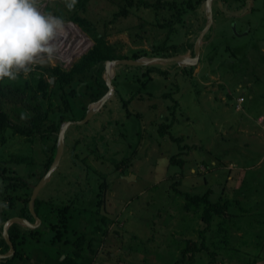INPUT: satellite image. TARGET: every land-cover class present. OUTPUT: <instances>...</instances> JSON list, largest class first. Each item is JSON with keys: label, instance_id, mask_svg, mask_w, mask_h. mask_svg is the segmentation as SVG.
<instances>
[{"label": "rangeland", "instance_id": "rangeland-1", "mask_svg": "<svg viewBox=\"0 0 264 264\" xmlns=\"http://www.w3.org/2000/svg\"><path fill=\"white\" fill-rule=\"evenodd\" d=\"M66 3L41 0L39 6L42 12L67 18L73 7L67 8ZM122 4L121 0H90L80 12L121 55H132L134 50L153 53V45L161 41L180 49H184L183 43L193 47L204 26L200 23L203 5L196 13L187 14L175 33L154 26L153 12L145 7L134 6L127 16L118 15ZM245 18L253 23L247 35L231 33V18H223L221 28L217 23L218 34L202 53L205 60L184 67L175 63L148 65L166 70L168 75L154 72L144 87L140 80H133L132 75L138 71L131 70L127 79L115 82L118 93L98 113L82 125L67 127L59 164L38 195L47 201L39 209L46 221L40 220L34 230L26 232L27 238L39 240L33 246L25 245L29 257H48L54 264L56 252L63 250L65 256L74 257L76 249L82 248L86 264H264V116L258 117L264 115V51L261 57L258 47L262 45L264 50V0H256L254 14ZM65 21L64 32L72 25L78 27ZM237 29L243 27L238 24ZM78 31L85 41L80 53H70L79 40L76 33L60 35L62 41L54 56L37 58L27 71L21 69L15 79L6 80L9 87L2 107L12 123L29 125L33 113L24 106L35 103L28 89H36L33 79L41 75L53 84L51 67L60 65L68 70L94 44L86 31ZM166 33L170 39H165ZM208 55L212 56L210 62ZM248 68L252 73L247 74L254 76L249 92L240 85L245 83L241 70L246 73ZM104 70L105 66L103 77ZM122 70V66H116V72ZM22 96L25 102L18 101ZM55 97L53 108L58 106V111L51 113L42 135L24 137L10 130L0 133L5 138V142L0 141L1 225L16 216L19 206L29 199L57 143L47 133L55 132L49 129V122L63 108ZM122 98L129 100L127 107ZM39 104L45 111L49 100H39ZM128 112L133 115L127 118ZM75 115L80 118L82 110H75ZM63 119L61 116L58 129L68 121ZM164 124L172 126L160 136L158 130ZM174 155L184 160L182 167L170 163ZM6 176L29 186L8 187ZM207 190L213 202L227 199L231 205L216 222L217 227L202 233L205 247L183 254L187 246H193L185 239L200 245L199 230L205 225L197 216L200 209L186 202L180 192L197 195ZM68 205L72 207L60 222L57 209ZM103 216L104 224L100 222ZM50 224L54 227L48 231ZM80 236L84 240L78 247ZM18 260L19 256L14 259Z\"/></svg>", "mask_w": 264, "mask_h": 264}, {"label": "trees", "instance_id": "trees-1", "mask_svg": "<svg viewBox=\"0 0 264 264\" xmlns=\"http://www.w3.org/2000/svg\"><path fill=\"white\" fill-rule=\"evenodd\" d=\"M89 1L90 0H76L73 9L72 11H70L68 17L63 18L68 19L69 21L75 23L80 29L86 31L93 38L94 44L85 53H83L68 70L63 69L60 65L51 67L49 69V72L50 76L54 78L53 84L50 83L47 78H44L41 75L35 80L33 79L36 89L33 90L32 87H29L28 89L29 95L31 94V92H33V97L30 98L35 99V103L32 106H24L26 110H31L33 113L30 118L29 125H27L26 127L21 126V124L16 125V123H12V118L10 117V114L2 107V99L6 98L7 87H9V84L6 83L7 78L0 80V133L5 130H10L12 131L13 135H15L16 133L24 137H29L33 135L35 136L36 134L42 135V132L45 131V126L48 122L49 116L52 112H55L56 114L58 111V106L53 108V99L54 96H56L55 98L61 101V106L63 108L59 109V116H57V118L53 120L52 123L49 122V129H52L53 131L55 130V132H52L50 130L47 133L48 135H51L53 136V138L57 139L56 132L58 131V124L61 116H63V120L81 119L86 111L87 106L90 103L96 102L107 91V87L103 78V67L105 61L114 59H138L143 56L169 57L180 53L179 51L182 48L180 49L177 45L173 43L166 45L161 41V44L153 45L155 46L153 48V53H148L144 50H134L132 51V55L119 54L116 51V47L105 39L106 36L104 34L101 35L96 32V30L92 28L91 24H89L83 17L80 16V12H83L86 9V6ZM121 2H123V4L118 12V15L127 16L130 8H133L134 6L137 8L145 7L147 9L152 10L153 12V19L155 22L153 24L154 26L160 29L169 30L170 32L174 30V32L176 33V27L178 26V24L181 25L183 23V20H185L187 14L191 12L196 13V9L202 6L205 0H156L154 4H147L142 0L136 3H134V0H121ZM196 19V21L199 22V18L197 16ZM200 23L205 24L204 18L200 20ZM180 25L179 27H181ZM142 26L143 23H141V27ZM169 36H167L166 33L165 39L167 40ZM189 46L191 47L190 49L192 53V46ZM120 66H122L124 71L122 70L116 72V76L112 80V84L114 87L115 82L117 80L127 79V73L131 70L138 71L139 74L135 73L134 75H132L133 77H135L133 80H140V86L143 87L147 82L152 79V73L154 72L162 74L164 77H167L168 75V71L160 69L156 66H153L151 68H149V66ZM25 83L26 81L23 82L22 85L25 86ZM17 89H15V91ZM10 91L11 90L9 89V92ZM20 93L23 94V92ZM38 93L39 95L37 96ZM115 93H118L116 89ZM132 97L130 99H132ZM46 98L49 100V106L45 111H42L41 105L39 104V100L41 102L44 101ZM25 99L26 97L22 96L18 101L25 102ZM121 100L123 102V105L127 106L129 100H125L124 98H122ZM79 109L82 110V115L80 118L76 115L74 116V111ZM19 110H22V108L20 107ZM66 114H68V116ZM171 126L172 124H164L160 126L158 130L159 135L161 136L162 134H164L165 129L168 127L170 128ZM0 141L1 143L5 142V138L3 136H0ZM182 148L186 149L188 147L183 146ZM55 151L56 145L54 144L51 148L49 156L47 157L44 163L43 173L41 176H39V179L45 174V172L49 168L55 155ZM177 155L179 156L180 154L178 153ZM178 156L174 155L173 157H171L169 159L170 163L182 167L184 160L177 158ZM117 166L118 165H116V167ZM5 180L8 181V187L12 186V188H14V186H21L27 188L29 186L28 182L25 183V181L16 179L13 176H6ZM226 180L227 178L223 176L222 181L225 182ZM180 194L183 195L184 200H186V202L189 200L190 203L194 204L197 209H200L197 216L201 223L205 225L201 230H199V238L201 239L200 245L197 244V242H192L191 239H185L186 243H190L193 246L191 249H189L187 246L186 250L182 251L183 254L188 252V250H192V252L194 253L196 251H200V249L205 247V244L203 246V241L205 240V238L203 237L202 233L206 230H209L211 227H217L218 224H216V222H220V218L223 217V214L225 213L228 206L231 205V203L227 199L224 202H221L220 200L213 202L209 197V190L205 191L203 194L197 195H191L188 192H180ZM97 196H99V194ZM10 200L13 201V198L11 197ZM28 200L29 199H26L23 204L19 206V211L17 215L19 217L27 218L28 220H33V217L31 216L28 210ZM44 202L47 201L39 199L38 197L36 198L34 203V210L36 214L39 213V209L43 206ZM201 204L203 206L199 207V205ZM187 206L188 204H186V207ZM71 207L72 206L68 205L63 208L57 209L59 211L57 212V217L60 219V222L65 220V214H67L68 210ZM218 218L219 220L216 221V219ZM100 222H102L103 224L105 223V216L100 219ZM53 227L54 226L52 225V228ZM1 230L2 225L0 224V244L4 247L2 251V253H4L8 250V246L3 237L1 236ZM8 234L11 242L13 243L15 254L10 258L0 260V264H12L14 259L19 256V252H17L16 250V243L19 235V226L17 224H12L9 227ZM83 240V236H80L76 240V244L78 242V247L82 244ZM81 252L82 248L76 249L74 257L66 255L61 260L60 264H85L82 260L83 256Z\"/></svg>", "mask_w": 264, "mask_h": 264}, {"label": "clouds", "instance_id": "clouds-1", "mask_svg": "<svg viewBox=\"0 0 264 264\" xmlns=\"http://www.w3.org/2000/svg\"><path fill=\"white\" fill-rule=\"evenodd\" d=\"M41 0H0V80H13L37 58L52 57L65 30L63 17L45 13ZM76 0H67L71 9Z\"/></svg>", "mask_w": 264, "mask_h": 264}, {"label": "water", "instance_id": "water-1", "mask_svg": "<svg viewBox=\"0 0 264 264\" xmlns=\"http://www.w3.org/2000/svg\"><path fill=\"white\" fill-rule=\"evenodd\" d=\"M212 1L213 0H205L203 4L205 24L203 28L199 31L194 41L192 48L193 51L192 56L181 55V54H177L169 57L146 56V57H140L138 59H114V60H107L104 62L105 70H104L103 78L105 81V85L107 87V91L96 102L90 103L88 105L86 113L82 119L74 120V121L68 120L60 126L57 133L56 151L53 160L49 168L45 172V174L39 179V181L35 185L32 186V192L28 200V210L34 219V222H30L28 219L19 216L10 217L3 222L2 237L8 246V252L0 253V260L10 258L15 253L13 243L11 242L8 234V228L10 225L16 223L28 229H34L39 225L40 218L37 216L34 210V203L39 191L45 186L51 174L59 164L64 149L65 132L67 130V127L71 125H82L86 123L95 113H98L101 110V108L104 106V104L114 95L115 89L112 84V80L116 74L115 71L116 66L118 65L148 66L154 64H167V63H175L176 65H179L181 67L195 66L199 60L200 47L203 41V37L213 23ZM126 179H128V177H126Z\"/></svg>", "mask_w": 264, "mask_h": 264}, {"label": "crops", "instance_id": "crops-1", "mask_svg": "<svg viewBox=\"0 0 264 264\" xmlns=\"http://www.w3.org/2000/svg\"><path fill=\"white\" fill-rule=\"evenodd\" d=\"M255 2L256 0H213L212 1V15H213V23L212 25L210 26V28L208 29V31L205 33L204 37H203V41H202V44H201V47H200V56H199V60L196 64L202 62V60H205V57H203L202 59V53L204 52L205 48L210 45V43L213 41V39L215 38V36L218 34L217 32V26L220 24V28L222 26V20L223 18H231L230 20V29L229 31L231 32L232 30L233 31H237L238 32V36L241 37V36H245L247 35L249 32L252 31V28H253V23L250 21V20H246L245 16H252L254 14V10H255ZM204 13V11H203ZM214 16H216L217 18L215 19ZM204 18V22H205V16L203 14V17ZM227 19V20H228ZM220 22V23H219ZM225 22V21H223ZM227 22V21H226ZM219 23V24H217ZM238 24H240L241 27H243V30H238L237 29V26ZM215 25V26H214ZM224 29H221V31H224ZM188 32V31H187ZM211 32V34H210ZM199 33V32H198ZM232 33V32H231ZM210 34V36L208 38H206V36ZM212 38V39H211ZM196 39V38H195ZM211 39V40H210ZM195 41V40H194ZM207 42V43H206ZM193 43V42H192ZM184 45H182L184 47V49H181L180 50V53H185L187 52L188 50H190V46L188 43H183ZM192 46V45H191ZM260 47L259 49V53L262 57V52L264 50L263 49V46L260 45L258 46ZM193 48V47H192ZM191 56L193 53H189ZM177 55V54H175ZM212 56H207L206 59H208L210 62V58ZM247 58V56H245ZM169 64V63H167ZM245 69V67H244ZM249 70V72H244V70L242 71L241 70V73H242V76H243V79L245 78V83H242L240 85H242L243 88H247L248 92L250 89H252V80L250 78H254V76L252 77V75H248V74H251L252 73V70L251 69H247ZM248 73V74H247ZM240 92V91H239ZM243 94V93H242ZM245 94V93H244ZM241 95V94H239ZM238 95V97H239ZM242 98V96H241ZM241 98H237L238 101L241 102ZM131 100V99H130ZM239 102V104H240ZM129 103V101H128ZM127 107V106H126ZM132 112L127 114V118L129 116H132ZM140 116V114H138ZM259 116H264L263 114H260L258 115ZM138 130V129H137ZM66 133V132H65ZM65 141V140H64ZM221 164V163H220ZM223 167H225L224 164H221ZM226 168V167H225ZM86 172H88L86 170ZM193 172V171H192ZM80 188V187H79ZM80 190V189H79ZM41 191V190H40ZM40 191L38 193V195L40 194ZM80 193H83L82 190ZM100 194V192H99ZM37 195V197H38ZM98 195V194H97ZM98 198V196H96ZM94 198V197H93ZM96 198V199H97ZM94 200V199H93ZM46 201V200H45ZM19 211V210H18ZM18 213V212H17ZM38 217L40 218L41 221H44V216H43V213L40 214L38 213L37 214ZM16 216H18L16 214ZM24 218V217H23ZM27 219V218H25ZM7 220V219H6ZM30 222H34V219L33 220H29ZM46 221V220H45ZM42 223V222H41ZM3 224V222H2ZM16 224V223H15ZM19 235H18V239H17V243H16V250L17 252H19V260L18 261H13L12 264H52L51 261H50V258L48 257H43L44 259H41L37 254L36 255H32V257H29L27 252L25 251L24 247L26 244L30 245L32 244L33 246V243L34 244H37L38 243V238L36 237V239L34 238H27V231L29 230H34V229H28L22 225H19ZM11 226V225H10ZM9 226V227H10ZM52 225L50 224V227L48 226L47 230H52L53 228L51 227ZM48 230V231H49ZM8 231H9V228H8ZM1 236H2V230H1ZM39 236V235H38ZM19 242V243H18ZM60 247V246H59ZM3 246H1L0 244V253H2L3 251ZM8 251V250H7ZM5 253V252H4ZM83 253V252H81ZM44 254V252H43ZM45 255V254H44ZM56 256L57 258L53 261L54 264H60L61 260L65 257V254H64V251H58L56 252ZM110 256L112 257L113 254L111 253ZM18 258V256L16 257ZM15 258V259H16ZM83 260V259H82ZM48 262V263H47ZM84 262V261H83ZM85 263V262H84ZM86 264V263H85Z\"/></svg>", "mask_w": 264, "mask_h": 264}, {"label": "bare ground", "instance_id": "bare-ground-1", "mask_svg": "<svg viewBox=\"0 0 264 264\" xmlns=\"http://www.w3.org/2000/svg\"><path fill=\"white\" fill-rule=\"evenodd\" d=\"M70 23V22H69ZM72 24V23H71ZM78 27H75V26H71V28L70 29H68V30H66V32H64L62 35H66V33H73L74 35L73 36H75V33H76V36H78V38H79V40H78V42L74 45V47L73 48H71V50H70V53H74V54H77V53H80L83 49H84V35H80L79 34V31H78V29H77ZM72 29V30H71ZM65 31V30H64ZM81 34H82V32H81ZM61 36H59L57 39H56V41H55V44H56V49H57V51H58V49H59V47H60V40L62 41V39L60 38ZM76 40V39H75ZM65 42H66V40H65ZM80 45H81V47H80ZM66 47V46H65ZM86 47V46H85ZM73 50H75V51H73ZM56 51V52H57ZM70 55H72V54H70ZM68 57H69V55H67ZM63 57V56H62ZM66 59V58H65Z\"/></svg>", "mask_w": 264, "mask_h": 264}, {"label": "flooded vegetation", "instance_id": "flooded-vegetation-1", "mask_svg": "<svg viewBox=\"0 0 264 264\" xmlns=\"http://www.w3.org/2000/svg\"><path fill=\"white\" fill-rule=\"evenodd\" d=\"M192 53H193V51H192ZM190 68V67H189ZM131 103V102H130ZM70 121H74V120H70ZM59 130V129H58ZM58 133V131L56 132V134ZM86 170H88V168L86 167ZM81 174V173H80ZM85 175H86V173H85ZM104 193V192H103ZM94 197V196H93ZM38 216V215H37Z\"/></svg>", "mask_w": 264, "mask_h": 264}]
</instances>
